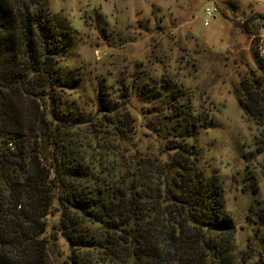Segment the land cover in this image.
<instances>
[{"label":"trees","instance_id":"16d2710c","mask_svg":"<svg viewBox=\"0 0 264 264\" xmlns=\"http://www.w3.org/2000/svg\"><path fill=\"white\" fill-rule=\"evenodd\" d=\"M49 2L0 0V264H52L55 235L62 264H237L219 178L198 168L197 135L185 131L202 119L168 104L163 127L178 133L154 154L127 144L121 95L98 90L86 117L67 99V32ZM239 89L255 115L264 85Z\"/></svg>","mask_w":264,"mask_h":264},{"label":"rangeland","instance_id":"374dc122","mask_svg":"<svg viewBox=\"0 0 264 264\" xmlns=\"http://www.w3.org/2000/svg\"><path fill=\"white\" fill-rule=\"evenodd\" d=\"M49 11L67 32V99L86 117L98 90L111 101L121 95L119 114L133 121L127 144L154 154L178 133L163 127L168 104L202 119L185 131L197 135L188 142L198 168L219 178L235 261L264 264V93L252 115L239 89L264 85V0H50ZM57 217L53 210L47 224ZM55 236L50 261L62 264L67 247Z\"/></svg>","mask_w":264,"mask_h":264},{"label":"built area","instance_id":"2783aa9c","mask_svg":"<svg viewBox=\"0 0 264 264\" xmlns=\"http://www.w3.org/2000/svg\"><path fill=\"white\" fill-rule=\"evenodd\" d=\"M206 15L209 16L210 15V11L209 9H205Z\"/></svg>","mask_w":264,"mask_h":264}]
</instances>
